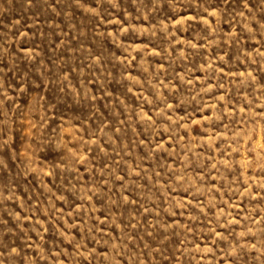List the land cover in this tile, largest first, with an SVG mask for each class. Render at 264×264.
Instances as JSON below:
<instances>
[{
  "label": "rangeland",
  "instance_id": "374dc122",
  "mask_svg": "<svg viewBox=\"0 0 264 264\" xmlns=\"http://www.w3.org/2000/svg\"><path fill=\"white\" fill-rule=\"evenodd\" d=\"M0 264H264V0H0Z\"/></svg>",
  "mask_w": 264,
  "mask_h": 264
}]
</instances>
